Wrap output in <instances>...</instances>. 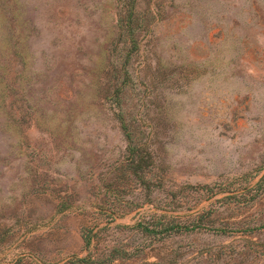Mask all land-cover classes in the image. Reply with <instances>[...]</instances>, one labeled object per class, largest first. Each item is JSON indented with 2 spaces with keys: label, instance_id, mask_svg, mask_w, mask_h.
I'll use <instances>...</instances> for the list:
<instances>
[{
  "label": "rangeland",
  "instance_id": "1",
  "mask_svg": "<svg viewBox=\"0 0 264 264\" xmlns=\"http://www.w3.org/2000/svg\"><path fill=\"white\" fill-rule=\"evenodd\" d=\"M84 256L264 264V0H0V264Z\"/></svg>",
  "mask_w": 264,
  "mask_h": 264
},
{
  "label": "trees",
  "instance_id": "2",
  "mask_svg": "<svg viewBox=\"0 0 264 264\" xmlns=\"http://www.w3.org/2000/svg\"><path fill=\"white\" fill-rule=\"evenodd\" d=\"M85 242L88 243L89 239H85ZM68 264H94V261L90 256L74 257L69 260Z\"/></svg>",
  "mask_w": 264,
  "mask_h": 264
}]
</instances>
